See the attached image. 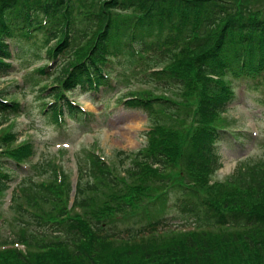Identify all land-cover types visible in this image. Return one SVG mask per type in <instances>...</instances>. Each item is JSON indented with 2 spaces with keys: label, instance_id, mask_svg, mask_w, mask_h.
<instances>
[{
  "label": "trees",
  "instance_id": "obj_1",
  "mask_svg": "<svg viewBox=\"0 0 264 264\" xmlns=\"http://www.w3.org/2000/svg\"><path fill=\"white\" fill-rule=\"evenodd\" d=\"M234 1L0 0V76L14 69L5 59L18 57L24 49L32 48L38 60H60L61 74L49 95L55 98L44 107L54 121H82L91 115L64 92L79 88L105 93L116 87L117 78L132 72L152 86L121 100L147 112L152 124L147 143L133 152L132 162L121 172L96 151L88 153V161L78 156L79 180L71 208L66 203L71 183L61 173L59 184L41 180L24 185L26 175L23 185L17 183L13 205H25L31 215H15L16 225L13 219H2L10 222L13 235L0 238V264H264V209L250 205L247 198L262 191L264 164L240 163L231 197L215 195L221 183L203 182L211 165L219 167L215 146L223 131L207 113L225 112L236 85L257 89L264 84V18L245 15L239 8L243 3ZM50 67L37 73L52 74ZM170 87L186 97L199 89L192 100L199 101L194 115L202 120L189 137L193 146L186 160L193 178L187 184L196 189L186 188L190 196L180 207L192 227L164 238L167 225L159 219L110 232L100 226L102 221L128 212L148 195L153 179L177 166L184 129L157 116L165 112L180 117L172 110L181 103L156 91ZM22 107L0 94V125ZM11 139L13 133L0 132V148L7 146L0 150V184L6 189L17 180L10 168L19 170L33 153L30 144L9 147ZM49 165L55 173V164L46 162L35 165L37 175L49 171ZM87 177L92 181H84ZM173 181L176 178L159 177L166 187Z\"/></svg>",
  "mask_w": 264,
  "mask_h": 264
},
{
  "label": "rangeland",
  "instance_id": "obj_2",
  "mask_svg": "<svg viewBox=\"0 0 264 264\" xmlns=\"http://www.w3.org/2000/svg\"><path fill=\"white\" fill-rule=\"evenodd\" d=\"M235 1L243 3L239 8H242L241 11L245 15L264 18V0ZM42 55L47 56L46 52H43ZM5 61L13 64L14 69L0 76V94L8 100L21 102L23 107L18 113L9 115L8 119L0 125V132L14 134V139H11L9 147L18 148L21 145L30 144L33 153L28 163L22 164L19 170L10 168L11 178L17 177L16 181L9 182L10 188L6 189L0 184L2 187L0 188L1 239H7L13 235L10 231V222H4L3 218L7 217L8 220H12L16 217L15 215H22V218H29L31 215L30 212H26L25 205L20 207L16 204L13 205L12 199L13 189L17 183L18 185L22 184L25 175L27 181L23 183L24 185L41 180L47 182L53 180L59 184L57 174L61 173L67 182L71 183L73 189L70 194L74 199L73 191L75 187L77 190L76 183L79 180L78 156L82 160L88 161V153L98 151L106 162L112 163L116 172H121L124 166H129L132 162L133 152L147 143V132L152 127L145 110L128 107L123 104L124 100L121 101L124 98L125 100L131 98L129 96L131 92L152 87L149 83H142L138 74L135 75L134 72L124 76L121 80L117 78L116 87L105 93L84 92L79 88L72 92H64L71 100L81 105L83 110L90 111L93 115L88 116L87 120L65 118L58 123L44 112V107L45 103L51 102L55 98L49 95L55 91L56 78L61 74L60 60L55 63L48 58L38 60L31 48L24 49L18 57L16 55L11 59L6 58ZM47 64L51 65L49 72L52 74L41 76L37 73V70ZM233 83L236 85L237 80H233ZM46 86L51 88L44 91L43 88ZM181 89L183 88L181 87ZM195 90L198 92L196 91L191 97H186L175 87L156 90L181 103L177 106L173 104V107H178L172 110L173 114L180 116L177 119L172 114L167 115L165 112L157 114L164 124L173 125L171 127L174 128L181 126L184 129L180 136L177 166L171 172L159 176L166 180L167 177H174L176 181L170 182V186L166 187L164 186L166 183L159 182V177L153 179L145 198L142 197L134 207L128 209V212L115 214L110 216L107 221H102L101 227L104 226L110 232H119L126 231L131 226L146 225L161 219L163 224L167 225V230L162 233L166 235L164 238L175 236L176 233L192 227L184 217L185 213L180 211V207L185 203L184 198L190 196V193H187L189 190L185 192L186 188L196 187L193 184L188 185V182H192L193 178L188 164H186L187 156L193 146L189 137L200 124L197 123V120L199 118V121L202 120L199 114L194 115L199 102L192 100L199 94V89ZM89 94L94 95L96 100L90 99L92 97ZM210 113V111L207 113L208 117H212L210 121L223 131H219L221 139L216 142L215 146L220 155L219 167L211 165L203 182L207 186L221 183L215 186V195L227 193L231 197L232 195H229L232 194L231 187L237 184L234 174H237L235 172L238 165L242 162L264 164V84L257 89L250 85L247 87L236 85L234 98L227 106L226 111L214 116H211ZM6 147L4 145L2 148L6 149ZM119 150H123L125 153L120 156ZM121 158L124 164L120 163ZM46 162L55 164L56 172L54 173L53 167L49 165L45 166L49 171L37 175L39 173L35 169V165ZM30 163L33 164L31 168H29ZM14 169L16 172L13 173ZM86 180L92 181L88 177L84 179V181ZM263 189L264 187L261 192H258V197L250 196L249 198L247 196L250 205L260 206L264 209ZM72 199L66 202L70 208ZM17 221L18 219H13L14 225L17 224Z\"/></svg>",
  "mask_w": 264,
  "mask_h": 264
},
{
  "label": "water",
  "instance_id": "obj_3",
  "mask_svg": "<svg viewBox=\"0 0 264 264\" xmlns=\"http://www.w3.org/2000/svg\"><path fill=\"white\" fill-rule=\"evenodd\" d=\"M75 185V184H74Z\"/></svg>",
  "mask_w": 264,
  "mask_h": 264
}]
</instances>
